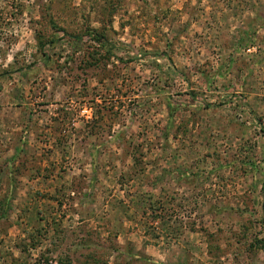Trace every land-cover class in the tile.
<instances>
[{
	"label": "rangeland",
	"instance_id": "1",
	"mask_svg": "<svg viewBox=\"0 0 264 264\" xmlns=\"http://www.w3.org/2000/svg\"><path fill=\"white\" fill-rule=\"evenodd\" d=\"M0 264H264V0H0Z\"/></svg>",
	"mask_w": 264,
	"mask_h": 264
},
{
	"label": "trees",
	"instance_id": "2",
	"mask_svg": "<svg viewBox=\"0 0 264 264\" xmlns=\"http://www.w3.org/2000/svg\"><path fill=\"white\" fill-rule=\"evenodd\" d=\"M95 39H100L101 37H99L98 35H96V37L94 36Z\"/></svg>",
	"mask_w": 264,
	"mask_h": 264
}]
</instances>
